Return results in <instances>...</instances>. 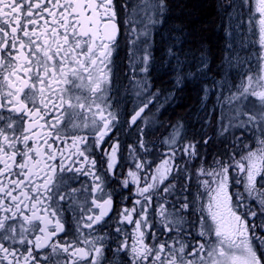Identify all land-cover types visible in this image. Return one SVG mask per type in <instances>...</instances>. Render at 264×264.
<instances>
[{"label": "flooded vegetation", "instance_id": "flooded-vegetation-1", "mask_svg": "<svg viewBox=\"0 0 264 264\" xmlns=\"http://www.w3.org/2000/svg\"><path fill=\"white\" fill-rule=\"evenodd\" d=\"M140 1L0 0V264H204V241L188 224L204 231L205 203L214 237L250 238L264 224V155L236 170L232 143L219 149L226 135L205 140L218 152L211 166L202 154L196 215L190 186L174 196L171 102L162 106L140 48L153 54L171 11L165 0H144L155 11ZM230 1L243 54L264 62V0Z\"/></svg>", "mask_w": 264, "mask_h": 264}, {"label": "rangeland", "instance_id": "rangeland-1", "mask_svg": "<svg viewBox=\"0 0 264 264\" xmlns=\"http://www.w3.org/2000/svg\"><path fill=\"white\" fill-rule=\"evenodd\" d=\"M228 2L231 4L230 0ZM140 3L141 8L154 11L157 9L148 1L141 0ZM160 7L165 8L163 4ZM225 22L227 24L228 53L226 63L217 67L219 68L218 75L207 73L205 58L199 53H192L186 61L185 72L181 65L177 67L180 73L177 74L176 84L180 86L184 81H198L201 84L203 89L201 104L198 109H195L191 124H196L195 130L199 129V126L204 128L200 133L205 134L204 137L207 136L205 140L213 133H217L219 136L226 135L225 139L230 138L237 157L235 168L238 171L247 172L260 162L259 160L264 155V105L261 104L264 95V62L259 63L255 57L257 55L253 51L247 50L243 54L245 48L242 47V26L238 15L231 12L225 17ZM150 47V44H142L140 47L148 51L142 57L148 65L152 62ZM133 55H136L135 49ZM141 70L144 71L143 68ZM140 87L141 96H151L150 82L146 75L141 74ZM171 96L161 94L162 106H166V101H172ZM156 97L159 98V94H156ZM249 115L252 116L249 117ZM189 128L190 124L186 118L181 117L171 121V127L164 139L167 144L171 145L172 158L167 156L169 168H176L178 158L188 162L193 151L196 150V141H192L188 136ZM209 163L212 162L208 161ZM217 168L224 169V163ZM212 169L213 167L204 170V173L202 172L204 177L213 174ZM197 184H203V182L200 183L198 178ZM212 193L205 191L203 193L205 199L207 196L213 195ZM255 212H258V209L256 211L252 209L250 213L254 215ZM214 223V218L213 220L206 219L204 232L214 234L217 227V224ZM253 234L254 236L250 238L243 237L234 241L228 236L218 235L203 250V263L264 264V234H262V229L257 234Z\"/></svg>", "mask_w": 264, "mask_h": 264}, {"label": "trees", "instance_id": "trees-1", "mask_svg": "<svg viewBox=\"0 0 264 264\" xmlns=\"http://www.w3.org/2000/svg\"><path fill=\"white\" fill-rule=\"evenodd\" d=\"M165 7H168L171 12L164 16L162 25L155 32L156 41L150 66V74L153 76L150 82L156 89L158 87L166 89L168 88V83L171 82L174 85L176 81V78L173 79V75L168 80V75H171L170 68L165 66L167 63L165 55L168 51L171 52L173 50L177 53H182V42L186 41L187 58H190L192 53H199L205 58L208 67L207 58H210L211 65H215L219 59L221 60L226 40L224 32L225 17L220 8V0H165ZM178 59H181L180 55ZM200 98L201 84L198 81H189L177 88L176 100L169 109L172 114L171 120L175 119L174 117L177 115L187 119L186 121L190 124L188 136H190L192 141H196L197 144L196 150L193 151L188 162L178 158L175 168L177 171L173 174V182L179 187L174 189V196L182 193L181 186L185 184L190 186L189 190H187L189 198L188 212L195 215L199 200L198 188H196L197 170L200 167L202 154L208 153V150L214 146L213 137L205 141L207 136L204 137L205 134H201L198 129L195 130L196 124H191L194 118V111L198 108V103H200ZM206 155L208 156V154ZM204 159L206 161L207 157ZM184 178H187V183L184 182ZM204 206L206 220L209 219L206 203ZM253 227L256 234L261 229L262 234H264L263 223H256ZM188 231L194 240L196 237L198 238V235L203 239L204 249L215 238L212 232H204L205 228L200 233L197 229V224L191 221L188 224Z\"/></svg>", "mask_w": 264, "mask_h": 264}, {"label": "bare ground", "instance_id": "bare-ground-1", "mask_svg": "<svg viewBox=\"0 0 264 264\" xmlns=\"http://www.w3.org/2000/svg\"><path fill=\"white\" fill-rule=\"evenodd\" d=\"M229 0H220V8H221V10L223 11V13H224V17H226V16H228V14H230V12H231V4H230V2H228ZM166 15H168V13H166ZM224 32H225V47L227 48V24H226V22L224 23ZM228 51V50H227ZM179 53V52H178ZM176 51H171V52H169L168 51V53L165 55V59H167V63L165 64V66L166 67H168V68H170L171 70H172V72H171V75H168V80H170L171 79V77H172V75H173V79L174 78H176L177 77V74L178 73H180V72H178V69H177V67H179V65H181V68H183L184 69V72H185V70H186V61H187V59H185L186 58V55H185V58L183 59V51H182V53H179L178 54ZM180 55V57H181V59H178V56ZM221 58V57H220ZM192 59V58H191ZM196 59V58H195ZM197 60V59H196ZM226 63V57H225V59H223V56H222V58H221V60L219 59L217 62H216V64H218L219 66H222V64L224 65ZM214 67L216 66V65H213ZM218 66V67H219ZM219 69V68H218ZM212 71V70H211ZM182 72H183V70H182ZM206 72L207 73H209L210 75H211V72H209L208 71V67L206 68ZM213 75V74H212ZM147 78H148V80L150 79L148 76H147ZM153 78V76L151 77V79ZM189 82V81H188ZM187 83V81H184L183 82V84H186ZM167 86H168V88H166V89H163V88H161V91H162V94L164 93V94H168V95H172L171 96V100L173 101V102H175V100H176V95H177V88L178 87H180V86H178L177 84H176V81H175V84L173 85V84H171V82L170 83H168L167 84ZM201 92L203 93V89L201 88ZM202 93H201V97H202ZM170 97V96H169ZM201 99V98H200ZM171 101V106L173 105L172 102ZM200 104L201 103H198V107H200ZM198 109V108H197ZM172 115V114H171ZM205 117V116H204ZM175 119H172V120H176V119H178V118H181L180 116H175L174 117ZM187 120V119H186ZM158 125H160V126H163V124H161V122H159L158 121ZM201 124V123H200ZM164 127V126H163ZM168 131V129L167 128H165V131ZM199 132H203V130H204V128L202 127V128H200V126H199ZM157 133H158V131H157ZM229 137H230V135H229ZM223 139H225V138H222L221 139V143H219L220 145H219V149H220V151L222 152V150L225 148L226 149V145L225 144H227V143H231V141L229 140L230 138H226L225 140H223ZM218 150V148H217V146L215 145V143H214V146H212L209 150H208V153H206V154H208V156L207 155H205L204 157H207V162L209 161V162H212V163H209L208 165H213L214 164V162H215V160H216V158H215V155H216V152H218L217 151Z\"/></svg>", "mask_w": 264, "mask_h": 264}, {"label": "water", "instance_id": "water-1", "mask_svg": "<svg viewBox=\"0 0 264 264\" xmlns=\"http://www.w3.org/2000/svg\"><path fill=\"white\" fill-rule=\"evenodd\" d=\"M140 114H141V111H139L137 114H135L133 119H137Z\"/></svg>", "mask_w": 264, "mask_h": 264}]
</instances>
